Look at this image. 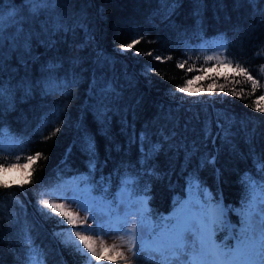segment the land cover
<instances>
[{
    "label": "trees",
    "instance_id": "1",
    "mask_svg": "<svg viewBox=\"0 0 264 264\" xmlns=\"http://www.w3.org/2000/svg\"><path fill=\"white\" fill-rule=\"evenodd\" d=\"M35 7L30 0H0L6 86L0 164L42 154L18 179L0 174L11 182L0 186V264H28L31 245L46 264H83L57 235L73 226L49 209L42 214L37 203L51 188L67 189L59 183L70 176H87L94 194L110 185L109 199L125 174L135 177V195L148 198L153 222L174 211L195 177L213 204L222 202L226 225L217 242L233 245L227 225L235 235L250 195L242 177L262 180L256 162L264 163V112L256 101L264 96V0H55L54 6L50 0L33 14ZM223 39L226 51L217 47ZM217 53L239 61L257 80L256 90L232 68L188 71L214 67L205 57ZM198 75L205 78L193 80L187 93L177 90Z\"/></svg>",
    "mask_w": 264,
    "mask_h": 264
},
{
    "label": "snow or ice",
    "instance_id": "2",
    "mask_svg": "<svg viewBox=\"0 0 264 264\" xmlns=\"http://www.w3.org/2000/svg\"><path fill=\"white\" fill-rule=\"evenodd\" d=\"M31 3L37 5L33 14L39 12V5L44 7L49 6L50 0H30ZM55 0H51L54 6ZM14 15V13L10 14ZM3 19L4 12L0 10V47L4 46L5 37L3 35ZM18 31H23L18 29ZM138 39L133 40L125 46H122L123 51L131 49L135 44L139 43ZM13 47L16 46V38H12ZM228 42L223 39L217 47L226 51ZM137 55L139 53H136ZM151 55V53H147ZM160 59V57H156ZM171 59V57H169ZM216 61L214 67L205 69H195L190 67L191 71H207L212 72L215 68H232L246 77V80L251 81L252 90L255 91L258 82L242 67L237 61L235 65L226 56L221 53L209 55L205 57V62ZM177 67L183 68V63H178ZM261 74H264V66H261ZM204 76H196L185 82V85L178 87L180 92H188V86L193 83V80L204 79ZM228 78L225 77V80ZM234 82V81H233ZM217 85L210 84L207 91L211 93ZM53 85L47 86L48 90H52ZM54 87L59 89L66 88L67 84L63 82H54ZM220 91H224V86H219ZM204 89H201L203 91ZM6 92V86L0 84V97H3ZM192 94V93H189ZM236 95L233 89L230 93ZM261 100L264 96L257 99V110L264 112V107H260ZM47 120L44 121L45 126ZM59 132L56 128L53 132L55 135ZM5 130L0 129V148ZM143 139V137L141 138ZM9 140L13 144L21 143L14 137L9 135ZM87 150L94 155V144L87 142ZM152 150H156V146H152ZM41 153L29 155L26 157V163H19L20 157H16V161L8 164H0V174L11 169L24 168L28 169L37 160L41 158ZM256 166L260 170L262 180H256L248 173L242 177V182L249 190V198L242 205V210L239 211L241 217L240 227L236 234H232L234 226L227 225L229 228V237L234 240V244L229 246L226 243H218L216 240L217 230L226 225L225 212L222 202L218 204L212 203L211 193L207 189L200 187L196 183V178L190 179L189 183V199L181 202L179 208H175L173 213L167 217H160L158 221L153 222L151 217V209L148 207V198L135 195V177L125 174L121 178L120 189L114 199H109L107 196L110 185L104 184L99 194L95 193V185L88 182L87 176L74 177L72 181V190L74 195L72 200L77 203L85 213L84 221L79 220V216L71 211L65 210L63 204L49 202L47 199H39L37 201L41 208L51 210V213L60 215L67 220L69 225L84 224L87 222V214H91L93 221L100 218L98 227L81 228V230L66 229L64 233H58L62 237V243L66 247L71 248L74 252L84 257L83 264H98L100 260H114L120 257L124 260V264H130V261L125 257L124 252L117 249V245L111 247L106 244H101L98 249L96 242L92 239L93 235L104 236L110 233L119 235L122 244H127L128 250L133 253V257L138 260H147L151 264H264V163L256 162ZM95 164H90V170H94ZM27 182V181H25ZM11 182H6L0 175V186L7 188ZM23 184H21V187ZM195 187L198 195L193 197L192 188ZM202 193L204 200L201 201L199 194ZM43 195V193H42ZM67 199V197H64ZM135 221V222H133ZM61 223L63 221H60ZM139 225V232H137ZM125 236L127 240H125ZM139 237V248L137 249V238ZM26 243L32 244L31 237L25 235ZM30 253H35V248H30ZM106 253H113L108 256ZM146 254V255H144ZM28 264H46L39 254L29 255Z\"/></svg>",
    "mask_w": 264,
    "mask_h": 264
},
{
    "label": "rangeland",
    "instance_id": "3",
    "mask_svg": "<svg viewBox=\"0 0 264 264\" xmlns=\"http://www.w3.org/2000/svg\"><path fill=\"white\" fill-rule=\"evenodd\" d=\"M19 163L21 165H23L22 162H19ZM25 170L26 169H24V168H15V169H11V170L7 171V173H12L14 178L18 179V177L20 175H22L25 172ZM72 181H73L72 177H69V178L63 180L62 182L59 183V186H64L65 184H68L69 187L67 189H65L64 191L62 190V191H60V193H58L54 189L51 188L43 194V199H47V200H49V202L63 204L65 210L71 211L73 214L78 215L79 220L84 221L85 217H86V213L80 207L77 206V203H74L72 200V197L74 195V192L72 190ZM192 195H193V197H195L197 195V192L192 191ZM64 197H67V199H65ZM140 197H145V196L143 195ZM188 199H189V190H188L187 197L184 200H182V202L187 201ZM180 204L176 208H179ZM172 213H173V211H172ZM66 222H67V220H66ZM133 222H135V221H133ZM99 223H100L99 217L94 222L92 215L87 214V222L86 223L80 224L78 222L77 225H75V226L71 225V226H73V230H81V228H93V229H95L98 227ZM137 232H139V225H137ZM92 239L96 242V247L98 249L101 247L102 243L106 244L109 247H111L113 244H116L117 249L119 251L124 252L125 257H127V259L130 261V264H151V262L147 261V260L142 261V260L135 259L133 257V253L128 250L127 244H122V242L119 238V235H117L115 233H110V234L104 235V236L93 235ZM125 240H127L126 236H125ZM31 247L36 249L35 253H30L31 255H33V256H35L37 254L40 255V252L37 249V247H35V245H31ZM138 248H139V237L137 238V249ZM106 255L112 256L114 254L113 253H106ZM144 255H146V254H144ZM40 257H41V255H40ZM108 261H111L114 264H124V260H122L120 257H116L114 260H108Z\"/></svg>",
    "mask_w": 264,
    "mask_h": 264
}]
</instances>
